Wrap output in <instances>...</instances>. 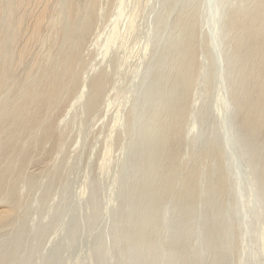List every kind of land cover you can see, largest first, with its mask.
Wrapping results in <instances>:
<instances>
[{"label": "rangeland", "instance_id": "rangeland-1", "mask_svg": "<svg viewBox=\"0 0 264 264\" xmlns=\"http://www.w3.org/2000/svg\"><path fill=\"white\" fill-rule=\"evenodd\" d=\"M260 1L235 0L236 8H232V0H218L216 5L212 0L98 1L80 47L82 58L87 57L80 72L86 75L90 71L88 80L105 73L107 83L101 94H86L67 114L66 122L63 116L74 99L69 98L65 108L52 115L54 126L65 130L66 138L59 144L48 141L46 155L32 156L23 177L15 182L24 221L18 229H0V264H105L104 254L109 249L125 247L134 255L129 264H138L137 258L139 264H167L166 247L185 250H178L179 259L189 264H210L216 247L227 249V264H264V214L256 211L261 208L264 171L251 150L249 156L232 150L228 120L220 113L225 106L219 99L225 81L220 77L218 59L222 55L220 40L233 16L246 10L255 15ZM131 15L134 26L130 28ZM160 22L168 25L164 33L168 37L148 45V33ZM84 23L81 18L80 29ZM116 23L119 37L104 56L105 40ZM187 35L199 74L188 96L182 129L185 141L178 146L176 166H186L187 177L180 194L157 208L182 182H174L163 196L161 172L169 165L154 164L152 167L160 168L150 172V156L152 141L166 134L170 121L159 111L164 106L162 100L177 84L178 56ZM233 37L226 55L238 60L235 71L242 75ZM171 49L174 52L168 54ZM136 75L142 81L127 92ZM137 95H141L140 101L134 105ZM240 96L237 92L233 95ZM116 114L131 122L123 120L113 130ZM240 123L239 117L237 127ZM82 134L86 139L80 145L77 141L82 142ZM112 136L109 168L101 172ZM243 141L248 147L247 139ZM31 142L29 137L23 141L25 146ZM185 142L190 146L183 148ZM261 144L264 146V140ZM188 148L193 153L191 159L184 157L190 153ZM165 153L166 148L157 159L163 160ZM236 163L240 169L232 174ZM257 166L255 187L252 169ZM151 180L156 185L147 194L145 185ZM184 213L191 214L185 227L179 224ZM234 222L239 223V229ZM212 233L216 234L213 240Z\"/></svg>", "mask_w": 264, "mask_h": 264}, {"label": "bare ground", "instance_id": "bare-ground-1", "mask_svg": "<svg viewBox=\"0 0 264 264\" xmlns=\"http://www.w3.org/2000/svg\"><path fill=\"white\" fill-rule=\"evenodd\" d=\"M98 1L64 0L60 4V0H0V196L7 197L5 201L0 199V202H3L0 205L2 230L8 226H16L18 229L17 227L24 221L18 208L20 195L14 190V185L23 177L29 159L37 153L44 154L48 141L55 140L59 144L66 138L67 132L59 130L58 124L54 126L52 115L55 111L64 109L68 99L72 98L74 103L68 104L67 113L63 116V121L66 122L67 114L73 111L75 105L86 94L91 96L101 94L107 83L108 75L105 73L88 80L87 75L90 71L86 75L80 72L87 62V57L81 56L80 47L85 34L88 33ZM118 1L120 4L124 3V0ZM212 1L216 5L218 0ZM236 6L235 0H232V8ZM255 12V15L250 10L236 12L237 15L233 16L220 40L222 55L218 59L222 65L220 77L225 81V85L219 99L225 104L220 113H225L228 120L232 150H239L243 156H249L251 150L261 161L264 171V146L261 144L264 140V1L258 3ZM133 17L131 15L128 18L130 28L134 26ZM81 18L85 21L82 29L79 27ZM117 28L118 23L105 40L104 56L119 37ZM167 28L166 23L160 22L155 30L148 33L147 44H158L165 40L168 37L164 34ZM160 30L163 35L158 36ZM232 35L234 53L239 57L242 75L235 71L238 60L226 55ZM181 45L182 53L179 51L176 68L177 84L173 93L162 100L164 106L159 111L161 117H169L170 121L166 125V134H159L158 138L152 141L150 159L153 161L150 172H156L160 168L152 167L154 164L169 165L168 170L161 172L163 196L170 191L174 182H182L180 188L176 189L171 197L160 202L157 208L174 200L180 194L187 177L184 169L186 166L184 168L176 166L178 146L185 141L182 129L187 118L188 96L197 83L199 74L195 69L197 59L191 52L188 35ZM173 52L174 49H171L168 54ZM253 69L258 71L254 73ZM241 78L242 81L239 82ZM141 81L142 77L136 75L127 92H131ZM236 92L241 93L240 98L233 97ZM140 97L141 95L134 96V105L140 101ZM126 99L129 97L121 100L120 105ZM239 117L241 123L237 127ZM123 120L127 119H123L121 114H116L113 130L123 124ZM195 127L194 124L191 129ZM66 130L70 131V128ZM28 137L32 142L25 146L23 141ZM110 138L99 167L101 172H106L109 168L111 143L114 141L113 136V140ZM244 138L248 141V147L244 144ZM80 139L82 142L78 140L77 144L83 145L86 134H82ZM186 146L189 147L190 144L187 145L185 142L183 148H187ZM164 148H166L164 159H157ZM192 155L190 151L189 154L185 153L184 157L191 159ZM258 168L257 166L252 169L255 187L259 178ZM239 169L240 166L236 163L232 174H236ZM155 185L154 180L146 183L147 194ZM260 197L261 208L258 207L256 211L264 214V190ZM238 209L241 216L243 210L241 207ZM190 218L191 214L184 213L179 217V224L185 227ZM233 225L236 229L240 228L238 222H234ZM30 231L32 232V227ZM215 237V233L210 234L212 240ZM165 250L169 251L167 264H189V261L179 259L181 254L178 250L182 252L185 250L177 247L176 249L166 247ZM211 254L210 264H227V249L221 250V247H216L215 253ZM130 257L134 255L127 247L109 249L104 254L103 261L105 264H129ZM137 259L139 264L140 258Z\"/></svg>", "mask_w": 264, "mask_h": 264}]
</instances>
